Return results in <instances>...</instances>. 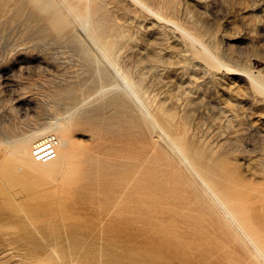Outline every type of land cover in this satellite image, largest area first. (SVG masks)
I'll return each instance as SVG.
<instances>
[{
	"label": "rangeland",
	"instance_id": "rangeland-1",
	"mask_svg": "<svg viewBox=\"0 0 264 264\" xmlns=\"http://www.w3.org/2000/svg\"><path fill=\"white\" fill-rule=\"evenodd\" d=\"M11 3L13 5L9 3L1 5L0 13L6 11L3 10L4 6H6L8 10L10 6H13L10 8L11 10H9V12H6L10 14V11L14 10L15 14L12 12L11 16L15 20L18 16L16 14L20 13L22 14L20 16H24L26 19L18 16L24 20H19L18 18V21H15L12 17L10 18L9 14V17H7L6 12L5 15H3L4 12L0 14V16L2 15V17H0V168L3 169L4 157L2 155L4 153L1 149L5 141L11 140L12 137L16 138L22 135L23 132L30 131L35 127L48 123L50 124L59 116L64 117L70 126V122H73V124L77 122L74 124L75 126L73 127L72 125L71 128V133H73L72 135L75 139L76 151L66 159L67 163L70 162L67 166L68 168H70L71 164L73 165L71 170L68 171V174L59 169H54V171L52 169L46 172L37 169V167L29 168L25 171L28 178H26L25 175L24 179V173L18 177L19 179L17 178L16 182L18 183L14 181V185L18 188H16L18 191L13 189L12 183L11 186H9L10 183H7L8 180H6L2 170H0V264H30L31 262L33 264H69L68 261L64 262L66 258L62 259L61 257V260L57 257L63 256L62 254L66 250L67 253L70 252L67 248L72 249L74 245H77L78 248L79 244H76L79 241L78 239H82V242L79 241V243H82V247L80 245L82 249L80 250L78 248V251L81 252L77 253L76 247H74V249L77 251V254H81L77 255L74 252L75 250H73L74 255H76L74 257L79 259V261L76 259L78 262H80V256L83 252L84 256V254L91 252V250L93 251V253L91 252L92 255L88 253L87 256H82L81 261L86 264H104L102 261L100 263V259L103 255L105 261L109 259L111 261L115 256V251L121 252V250H117L118 248L122 249L120 244H111L109 240L106 239L104 229H100L101 227L104 228V226L110 222L106 221L108 219L110 220L106 210H103L100 203L95 204V201H88L83 198L84 196L82 193H80V197L79 192H77L78 186L74 183L78 178V173L76 174L77 167L80 165V162H82V158L85 157L87 160H83L82 163L86 165V171L89 177L93 180H98L103 185H107L115 179L136 178L139 180L138 192L140 193L141 191L139 199L143 201L140 200L141 203L139 204L138 214L141 218L149 217L152 219L150 225L152 231L149 228L147 231L144 229V231H140L138 243L140 242L139 245L145 248L150 245L149 241H156L153 243V248L162 251V258L159 260L158 264H264V260L258 256L259 252H257V250L254 249V251L253 247L242 243L243 238H245L242 233L237 234V239H234L232 233L228 232V234L222 232L215 226V223L210 225L212 223L208 224L206 222L207 220L204 221L205 218L209 220L212 216L206 214L203 216L204 212L201 209L202 202L200 200H193V203L190 202V204L193 205L195 203L196 205H189V201L186 198L189 189L184 179L188 174L187 171L181 164L176 163L178 160H176L175 157H172L173 159H168L171 150L169 151L165 140L159 137L161 132L153 129L150 122L140 113V108H138L139 106L136 105V102L130 99L123 90L124 87L123 89L119 88L118 85L123 86V84L116 70H114L109 63L102 60L100 55L91 48L92 46H90L91 44L89 42H81L80 39H77L84 35V32H82L84 30L71 21L66 22V25H56V28L54 27L55 25L53 26L55 23L52 24V21H48L52 24L51 26H53L52 29H50L51 26L47 22L44 12L43 14L35 9L31 10L33 7L28 2H22L26 4V6L19 1L18 3L17 1ZM21 4L26 8L20 6ZM204 4L205 6H203ZM204 4H202L201 8L195 7L193 3H190L191 8L198 11L202 16V20L203 22L205 21L204 24H206L208 30L214 33V39H216L215 43L220 49H218V51L219 53L221 52L220 54L223 53V55H220L223 57L221 58L232 66L251 65L257 70L261 68V74L264 75V0H212ZM28 7L30 8L28 9ZM19 10L20 13H18ZM28 11L32 12L29 13ZM33 11H35V13ZM36 14L38 15L36 16ZM28 15L31 19L33 18L32 21L30 17L28 19ZM40 15H42V18ZM38 16L39 19L36 18ZM120 16L123 21H126L127 32L124 37L118 40L119 43H121L118 45H120L121 51L123 47L127 48L123 49V53H120L118 50L120 53L119 56H117L118 52L115 53L114 56L118 62V66L120 65L121 70L128 72L129 75L131 73L130 77L132 76L136 84L140 83L137 88L140 87L141 89L138 88L139 91L143 90V94H146V96H143L145 100L148 98L150 102L153 101L152 107H159L158 109L161 114L164 113L163 115L172 119L174 128L179 127V133L181 132L183 136L181 137L182 141L186 143L187 147H191L194 152L196 151L197 156L209 155L212 148V150H214L215 147L216 149L222 147L218 149L220 153L217 154L218 156L220 155L219 157L221 158L218 157L217 164L222 167H227L235 173L236 177L238 176L236 187L233 189V197L237 200L236 205H238V203L242 204L238 205L239 209L242 210L241 213L246 210L243 215L240 214V210L238 214L241 216H248L246 218L257 221L258 224L252 226L250 230L254 234L262 236L264 240V219H262L264 218V158L262 159L264 156V97L257 90L258 94L254 88V90L252 89L251 84H248L246 78H240L239 76H232L231 78L228 75L223 76L222 73L220 74L216 71L212 73L211 71L213 70L207 69L208 67L201 64V62L194 58L189 52L187 53L189 56L187 54L184 55L185 52H179L178 50L181 46L179 45L178 47L180 42L178 43L179 40H177L178 37L175 33H170L168 38L166 35L164 37V34L157 29L158 27L152 19L136 20L129 14L123 12H120ZM4 17H7V20ZM35 18L36 20H34ZM145 25H148L147 29ZM152 25L156 26L154 27ZM129 34L132 36L129 37ZM158 35L163 37L161 38L159 36L162 40H160L161 42L154 38H157ZM217 40L219 44H217ZM145 41H148L147 45ZM175 41H177L176 43L178 44H176ZM151 44H153L154 47ZM172 44L173 46L170 49ZM120 47L118 48L120 49ZM148 47L150 49H148ZM159 48L163 51L162 54ZM160 54L163 56L161 57ZM233 57L234 59H232ZM140 59L144 60L141 61ZM140 63L142 64L140 65ZM205 67L206 69H204ZM214 73H218V76ZM149 141H152V144ZM205 142H207V147L209 146L208 148L210 149L206 147ZM218 144L220 145L217 147ZM150 147H152L151 149L154 148L155 151L153 152ZM91 151L98 154L91 155V157L88 158L86 155ZM224 155L227 157L225 158ZM172 156L174 155L172 154ZM256 156H260L262 161L260 157L258 160ZM249 158H251L252 162L248 161L250 160ZM167 161L170 162L168 163ZM253 161L258 163H254ZM172 162H175V164ZM156 163L157 165L159 164L160 167L157 166ZM251 163L253 167H251ZM176 164L179 165L180 168H176ZM254 164L256 166H254ZM55 165L57 164H54V166ZM162 165L170 171L168 169L167 171L166 169L161 170L164 169ZM169 165L173 166L170 167ZM110 169H113V171ZM173 169L175 170L173 171ZM176 169L178 170L176 171ZM175 171L177 173L180 171L178 174L182 176H178L179 178L176 177ZM173 172H175V174ZM182 172H185V175ZM27 173H31L30 176H28ZM70 173L74 174L72 175ZM57 174H62V176H60L61 178L58 177ZM155 174L157 175L156 178ZM31 175L33 176L32 179ZM49 175L51 176L49 177ZM172 176H174V186L169 185L167 187V185H164L161 187L164 180ZM57 178H59V180H56ZM158 179L162 184L157 182ZM50 180L52 182H50ZM44 181L47 183H44ZM61 183H68L67 185L71 186H61ZM20 184L21 188H24V191L23 188H20ZM55 185L60 187L61 190L64 189L65 192L69 191V189L70 191L74 189L76 191H72L74 194L70 191L67 192L72 194V196H70L71 194L68 195L62 190L63 194L61 192V195L64 196H61L59 195V191L61 190L57 188V186L55 187ZM38 186L45 194L39 188L43 195L40 194L41 192ZM53 187L57 188L58 191ZM247 187L251 188L248 189ZM25 188H32L33 192ZM50 188L52 190L55 189L54 191L58 193H55ZM48 190L54 193H50ZM15 191L23 192L18 193V198L14 193ZM46 192L47 194L49 192L50 196L46 195ZM22 193L25 194L26 197L27 195L30 197L25 199V195ZM39 194L41 201L36 200ZM42 196H44L43 198L45 199L46 205L43 204ZM65 196L68 197L64 198L63 201L62 198ZM59 197H62V200H58L57 198ZM79 198L83 200V203H81L82 200H78ZM49 199L55 200L56 203L54 201L50 203L52 200ZM75 199H77V202H75ZM65 200L68 206H70L69 204H73L71 205L72 208L82 206L81 208L79 207L80 210H78V207L74 208L77 209L78 212L75 210L77 216H74L73 219L77 222H81L82 225H87L89 223V226H92L93 223V228L95 229H93L91 233L82 235L81 232H78L80 236L77 235L78 233L72 234L73 240H71V236L63 227V224L68 222H66V219L62 220L64 219L62 216L69 208L70 212L72 210L73 213H75V211L71 206L68 208ZM34 201H37V203ZM34 203H36L37 206ZM19 204L21 208L25 206L27 209H21ZM51 204H53V206ZM82 204L84 206H89L90 204V206L87 207L89 212ZM30 205L31 207H29ZM40 205H42L43 209ZM140 206L142 207L140 208ZM32 207L34 209L36 207V209H31ZM45 207L48 209H45ZM65 207L67 208L66 211ZM100 207L102 209H100ZM37 208L38 211H44L45 209L44 215H46V221H43V219H45L44 216L43 218L40 217L43 215V211L42 213L39 212L41 215L37 214L40 219L36 217V213L34 215V211L37 212ZM89 208L91 210H89ZM60 211H62V213H60ZM99 211H102L105 216L104 219V216L99 218V215H102ZM48 214L49 216H47ZM32 215L34 216L32 217ZM54 215H56V217ZM80 216L83 217L81 218ZM106 216H108V219H106ZM202 217L204 218L203 220ZM83 218H85V220H83ZM30 219L32 220L30 221ZM49 219L51 222H53L54 219L57 223L53 222V225H48ZM24 220L27 223L30 222L29 226L26 227L28 228L27 230L22 227L18 228L16 224H14L15 222L17 223ZM95 222L97 223L95 224ZM6 224H8V226H6L8 229L5 227ZM13 224L16 227H14ZM55 224L60 230H57ZM98 225L100 227H98ZM37 226H40L38 228H40L41 231H38L39 229L36 230ZM47 226H49L51 231L53 230V234L56 238L61 236L58 238L60 247L57 245L59 242L54 238L55 236H50L49 232L51 231L49 230L48 232L49 228ZM33 227H35V229ZM96 229L97 231L93 233ZM64 231H66V233ZM41 232L46 235H40ZM99 234L101 235L99 236ZM168 236H177V241L182 242L181 244L185 243L186 245H184V247L188 246L187 255L183 256L182 254L176 256L171 252H166L161 240ZM36 237L38 238L36 242L42 244L41 246L37 245L35 242L37 239ZM45 237L48 238V240ZM50 237L51 240H49ZM66 237H70L69 244L67 243L69 240L67 241ZM84 237L88 238L84 239ZM61 238L64 240H60ZM88 239H91L90 243ZM141 239H144V241ZM238 239H240V241ZM31 240L34 241L33 243L35 244L31 243ZM52 240L55 241L54 244H56L53 248L49 246V244H52ZM75 240L77 241L76 243L73 242ZM157 240L160 241L157 243ZM71 241L72 247L70 245ZM145 241L148 243H145ZM100 242V245H107L106 247L108 248H110L108 245H110L111 248L114 246L113 249L110 248V251L114 250V252H110L109 249H107V252L105 249L106 247L103 248V246L101 248L99 245ZM65 244L68 245L63 248ZM35 245L38 248H35ZM83 245L85 250L87 248L89 250H83ZM40 247L43 250H41ZM55 247L62 248L63 252L61 249H55ZM47 249L49 251L54 249L53 253H51V251L48 253ZM101 249H104V253H102L103 251ZM127 249L128 247L125 248L124 251L127 252ZM44 250L47 252H44ZM57 252H61L62 254H56ZM31 254L32 256H30ZM49 254L52 255L50 256ZM99 254H103L101 258H99ZM90 255H94L93 257L95 260H93V257ZM96 256L99 260L95 258ZM170 256L171 258L173 257V261L170 259Z\"/></svg>",
	"mask_w": 264,
	"mask_h": 264
},
{
	"label": "bare ground",
	"instance_id": "bare-ground-1",
	"mask_svg": "<svg viewBox=\"0 0 264 264\" xmlns=\"http://www.w3.org/2000/svg\"><path fill=\"white\" fill-rule=\"evenodd\" d=\"M13 1H17V3H18V1L20 3L28 2L33 7V8H31V10L35 9V10H37L39 12H42V13L44 12L45 14L44 13L43 14L46 17L47 22L48 21H52V24L55 23V24H53V26L55 25L54 26L55 28L57 26H59L60 24L64 25L66 22L71 21V22L75 23L77 26H79L80 28H82L84 30V31H82V32H84V35L81 38H77V37L76 38L80 39L81 42H89L91 44L90 46H92L91 48H93L94 51H96L100 55L102 60L106 61V63H109V65L112 66V68L114 70H116V72L118 73L117 75H119L120 79L122 80V84H123V86L122 85H118L119 88L123 89V87H124L123 90L126 92V94L129 96L130 99H133L136 102V105H138L139 106L138 108H140V111H141L140 113L144 116V118L146 120H148L150 122V125H152L153 129L154 130L156 129L157 131L161 132V135L159 137H161L163 140H165V142L167 143V146L169 148V151L171 150V154H170V156L168 155V159L172 158V157H175L176 160H178L176 163L181 164L185 168V170L187 171L188 174H187V176L184 177V179H185V184H186V186L189 189L188 193L186 195V198L189 201V205H191L190 202L193 203V200L194 201L195 200H200L202 202L201 203V209L204 212L203 216H205V214L208 215V216H212V218H209V220L205 218L204 221L207 220L206 222L208 224L212 223L210 225H213L215 223V226L217 228H219L222 232L232 233L234 239H237L236 238L237 234L242 233L245 236V238L242 237L243 238V240H242L240 237H238V238H240L242 240V243L243 244L245 243L247 246L253 247V250L254 249L257 250V252H259L258 256H260V258H262L264 260V240L262 239V236H259L258 234H254L250 230V228L252 226L257 225L258 222L254 221V220H252L250 218H246L248 216H245V215L241 216V215L238 214L239 210H240V214H242V215L246 212V210H244V212L241 213L242 210L239 209L238 205H242V204L238 203V205H236L237 204V200H236L235 197H233V189H234V187H236V184H237L236 182L238 180V176L236 177L235 173L233 171L229 170L227 167H222V166H219V164H217L218 163L217 160L219 158H221V157H219L220 155L218 156V154H217V153H220V151L218 152V149H221L222 147L216 149V147H215L216 144H215V146H214L215 149L212 150L213 149L212 148L210 150V154L209 155L197 156L196 155V151L194 152L191 147H187L186 143L182 141L181 137H183V136L181 135V132L179 133V130H178L179 127L178 128H174V126H173L174 123L172 122V119L170 117H168V116L163 115L164 113L161 114L160 110L158 109L159 107L158 108H156L154 106L152 107V105H153L152 102L153 101L150 102L149 101L150 99L148 100V98H147V100L144 99L143 96L144 95L146 96V94H143V90L139 91L138 88H140V87L137 88V86L140 83L136 84L134 82V79H132V76L130 77L131 73L129 75L128 72H125V71L121 70V67H120V65L118 66V62L116 61L115 56H114L115 53L118 52V50H119L120 53L121 52L123 53V51H124L123 49L127 48V47H123L122 51H121V47H120V45H118V44H121V43H119L118 40L120 38L124 37L126 35V32H127L126 21H123L122 17L120 16V12L127 13L131 17L135 18L136 20L152 19L155 22V24L157 25V27H158L157 29L160 30L162 34H164V37L166 35L167 38H168V35H170V33H172V32L175 33V35L178 38L176 36H174V37H176L177 40H179L178 43L180 42V44L176 43L177 41H175V43L178 44V47H179V45L181 46L180 49L178 48L179 52H181V53L185 52V54L183 53L184 55H186L189 52L194 58H196L198 61H200L201 64H203L206 67H208L207 69L213 70V71H211L212 73L214 71H216V72H218L220 74L222 73L223 76L224 75H228L231 78H232V76H237V77L239 76L240 78L241 77L246 78L247 81H248V84L249 83L251 84L252 89L254 88L255 91L257 90L264 97V75L261 74V68H259L257 70V69H254L251 65L236 67L234 65L232 66L231 64H228L227 62H225L222 59L223 57L220 56V55H223V53L220 54L221 52L219 53V51H218L219 47H217V45L215 43L216 39H214V37H215L214 33L212 31L208 30L206 24H204L205 21L203 22V20H202V16L200 15V13L198 11L194 10L193 8H191V5H190V3L191 4L193 3L195 7H201L202 8V4L207 3V2L209 3L212 0H0V7H1V5H6L8 3L10 5H13L11 3ZM24 3H22V4H24ZM22 4L20 6H22ZM24 6H26V4H24ZM24 6H22V7H24ZM203 6H205V4ZM5 7L6 6H4V9L3 8L2 9L9 12V10H11L10 8H12L13 6H10L9 10L7 9V7L5 9ZM15 8H13V9H15ZM24 8H26V7H24ZM29 8L30 7H28V9ZM206 11H207V9H206ZM3 12H1L0 14H2ZM5 12H4L3 15H5L7 13V12L6 13ZM12 12L15 14L14 10L10 11V14L9 13L6 14L7 17H9L8 16V14H9L10 18H11L12 17L11 16ZM28 12L30 13L32 11H28ZM33 12L35 13V11H33ZM18 13H20V10H19ZM29 13H27V14H29ZM24 14H25V12H24ZM16 15L20 16L22 14L20 13V14H16ZM16 15H15V18H16ZM37 15L38 14H36V16ZM208 15H209V13H208ZM18 16H17V19L19 18V20L22 19L20 17H24V16H20V17H18ZM25 16H26V14H25ZM34 16H35V14H34ZM41 16L42 15H40V17ZM0 17H2V15ZM7 17H4V18L7 20ZM29 17L30 16L28 15V19H29ZM4 18H3V20H4ZM10 18H9V20H10ZM36 18L39 19V16L36 17ZM36 18L34 20H36ZM12 19H14V18L12 17ZM30 19H31V17H30ZM32 19H31V21H32ZM22 20H24V19H22ZM41 20H43V19H41ZM40 22H38V23H40ZM42 23H44V22H42ZM48 23H47V27H48ZM133 23H135V22H133ZM52 24L49 23L50 26ZM53 26H51L50 29H52ZM142 26H143V24H142ZM147 26L145 27L146 29H147ZM152 26H154V25H152ZM57 29H59V28H57ZM75 30H74V32H75ZM150 30H151V27H150ZM76 32H77V30H76ZM152 32H153V30H152ZM129 35H130L129 37L132 36L131 34H129ZM159 36L161 37V35H158L157 38L154 37V36L153 37L160 41L161 39L159 38ZM174 37H173V39H174ZM161 38H163V37H161ZM147 40H149V39H147ZM154 40H152V41H154ZM147 42L145 41L146 45L148 44ZM217 42H218V40H217ZM217 44H219V42ZM143 45H144V42H143ZM151 45L153 46V44H151ZM172 46H173V44L171 45L170 49L172 48ZM118 47H120V49ZM149 47H148V49L151 48V47L150 48ZM174 49H175V47H174ZM159 50H160V48H159ZM119 52L117 53V56H119V54H120ZM160 52L162 54L163 51L160 50ZM187 55L189 56V54H187ZM162 56L163 55H161V57ZM194 58H193V60H194ZM232 59H234V57ZM235 59H236V57H235ZM142 60H144V59H142ZM147 61H150V60H147ZM143 62H145V61H143ZM142 63H140V65ZM206 67L204 69H206ZM153 69H154V67H153ZM141 73H143V72H141ZM217 74H215V75H217ZM214 78H215V76H214ZM217 80H221V79H217ZM206 84H208V83H206ZM113 87H114V85H113ZM114 90H115V88H114ZM257 91H256V93H257ZM141 92H142L143 95L141 94ZM260 94H259V96H260ZM107 95H109V94H107ZM70 123H71V126L68 123V121H66V119L64 117L59 116V117H57V119H55L50 124L48 123V124H45V125H41V126L35 127L32 130H30V131H27V132L25 131V133L23 132L24 134L22 133V135L17 136L16 138L12 137L11 140L5 141L4 143L2 142L4 144V146L2 147L1 150L4 153L2 155L4 157V159L3 158H1V159L4 160V163H3V169L0 168V170H2L6 180H8L7 183H10L9 186H11V183H12L13 184V186H12L13 189L17 190L18 188L15 187L14 181L16 182L17 178L19 176L23 175L26 170H28L29 168H32V167H37V169H41V170L46 171V172L47 171L49 172L52 169H53V171H54V169H57V170L59 169V170L67 172V174H68V171L71 170V167H73V165L71 164L72 166L70 165V168H68L67 166L69 165L70 162L67 163L66 159L69 158V156L72 155L76 151L75 139H74V137L72 135L73 133H71L72 132L71 128H72V125L74 127L75 126L74 124L77 123V122H75L74 124H73V122H70ZM50 136H55L57 138V143L56 144L50 143V141H49V137ZM0 142H1V140H0ZM149 142H151V144H152V141H149ZM205 145L207 147V142H205ZM219 145L220 144H218L217 147ZM143 146H145V145H143ZM146 147H144V148H146ZM153 147H154V145H153ZM151 148L152 147H150V149ZM208 149H210V148H208ZM151 150H153V152L155 151L154 148L151 149ZM168 153H170V152H168ZM96 154H98V153H96V152L94 153V152L91 151L86 156H88V158H90L91 155H96ZM172 154L174 156H172ZM221 155H222V153H221ZM224 157L226 158L227 156L224 155ZM256 157L259 160L260 156L259 157L256 156ZM261 157H262V155H261ZM261 157H260V159H261ZM251 158H249L250 160H248V161L252 162ZM263 158H264V156L262 157V159ZM163 159H164V157H163ZM262 159H261V161H262ZM83 160H87L86 157L82 158V162H83ZM82 162H80V165L77 167L76 174L78 173V178L74 181L75 185L78 186V191L77 192H79V196H80V193H82V195L84 196L83 198L87 199L88 201L89 200H91L92 202L95 201V204L100 203L101 207H103V210L104 211L106 210V212L108 213V215L110 217V220L107 218L108 216H106V219H108V220H106V219L105 220L108 221V222L110 221V222H109V224H106L104 226V228L101 227L100 229H104V233L106 235V239H108L111 244H114V245L115 244H120V247L122 248V249H119L117 247L118 248L117 250L118 251L121 250V252L115 251V253H114L115 256L112 254L114 256V258L112 257L113 260H111V261H110V259L105 261L104 260L105 259L104 255L103 254H99V256H100L99 258H101V255H103V257L100 259V263L102 261L104 264H158L159 260L162 258V251L161 250L159 251L158 249L156 250V248H153V246H154L153 243H155L156 241L153 242L152 240L151 241L148 240L150 245L146 246L145 248H143V247H141V245H139L140 242L138 243V236H139L140 231H142L143 229L145 231H147L148 228L150 229V225L152 223V221H151L152 219L151 218H149V217L148 218H141V216L138 214L139 204L141 203V201H143V200L139 199V195H141V191H140V193L138 192V190H139L138 189L139 188V180H137L136 178L135 179H115V180H112L107 185H103L98 180H93L92 178L89 177V174L86 171L87 167ZM162 162H163V160H162ZM71 163H73V162H71ZM172 163L175 164V162H172ZM254 163H258V162H254ZM54 164H57V165L54 166ZM156 165H157V163H156ZM225 165H226V163H225ZM75 166H77V165H75ZM157 166H159V164ZM164 166H165V164H164ZM169 166L172 167L173 165L172 166L169 165ZM176 166H177L176 168L179 167V165H177V164H176ZM254 166H256V165L254 164ZM159 167H158V169H159ZM251 167H253V164H252ZM74 168H76V167H74ZM162 168H164L163 165H162ZM261 168L263 169L262 166H261ZM165 169H166V167L164 169H161V170H165ZM167 169H166V171H167ZM33 170H34V168H33ZM110 170L113 171V169H110ZM174 170L175 169H173V171ZM177 170L178 169H176V171ZM181 171H182V169H181ZM175 172H173V173L175 174ZM179 172L180 171H178V173ZM178 173L176 172V174H175L176 177L182 176V175H180ZM30 174L31 173H29L28 176H30ZM70 174H72V173H70ZM170 174H172V173H170ZM25 175H26V173L23 175V177ZM33 175H34V173H33ZM57 175H58V177L62 176V174L61 175L57 174ZM50 176L51 175H49V177ZM167 176H168V173H167ZM23 177H22V180H23ZM156 177H157V175L155 174V178ZM173 177L174 176L171 177L172 179L171 178H167L166 180H164V183H163V185L161 187H163L164 185H167V187L169 185H171V186L173 185L174 186L175 181L173 180ZM26 178H28L27 175H26ZM32 178H33V176L31 177V179ZM24 179H25V177H24ZM56 180H59V178H57ZM50 182H52V181L50 180ZM157 182H159V179H158ZM16 183H18V182H16ZM44 183H47V182L44 181ZM67 184H62L61 183V186L67 185ZM160 184H162V183H160ZM43 185H45V184H43ZM59 185H60V182H59ZM39 186H38V189L40 188ZM56 186L57 185H55V187ZM70 186L67 185V187H70ZM55 187H53V188H55ZM20 188H21V184H20ZM57 188H59L61 190L60 187L57 186ZM57 188H55V189L57 190ZM249 188H251V187H249ZM25 189L32 191V188L31 189L25 188ZM40 189H39V191H40ZM170 189H172V188H170ZM36 190H37V188H36ZM54 190H52V191H54ZM62 190L65 192L64 189H62ZM62 190L59 191L60 192L59 195H61V192L63 194ZM17 191H15L14 193L18 197V193L23 192L24 188H23V191H21V192H17ZM45 191H47V190H45ZM48 191H50V190H48ZM52 191H50V193ZM69 191H70V189H69ZM69 191H67V192H69ZM72 191H76V190L74 189ZM72 191H70V192H72ZM42 192L45 194V192L43 190H42ZM42 192L40 193L41 195H43ZM54 192H52V193H54ZM67 192H65V193H67ZM169 192H171V191H169ZM40 194L37 196L36 200H40L41 201V198L39 197ZM67 194L69 195L71 193H67ZM23 195H25V194H23ZM46 195L50 196L49 192H48V194L46 192ZM31 196H34V195H31ZM61 196H64V195H61ZM70 196H72V194ZM27 197H30V196L27 195ZM27 197H26V195L24 196L25 199ZM35 197H36V195H35ZM43 197L44 196H42L43 204L46 205L45 201H44L45 199ZM66 197H68V196H65L63 198L59 197L57 199L59 200V199L62 198L63 201H64V198H66ZM24 198H22V199H24ZM74 198H76V197H74ZM49 200H52L50 203H52L53 201L55 202V200H53V199H49ZM75 200H76L75 202H77V199H75ZM78 200L81 201L82 199L79 198ZM34 202L37 203V201H34ZM65 202H66V200H65ZM36 203H34V204H36ZM81 203H83V200H82ZM66 204L68 206L67 202H66ZM84 204H85V202H84ZM51 205L53 206V204H51ZM69 205L71 206L73 204H69ZM77 205H78V203H77ZM189 205H188V207H189ZM193 205H196V204L194 203ZM193 205H191V206H193ZM36 206H37V204H36ZM40 206L42 207V205H40ZM70 206H68V208ZM89 206H90V204H89ZM89 206L87 205V206H84V207L87 210L88 209L87 207H89ZM243 206H244V203H243ZM29 207H31V205ZM76 207H78V206H76ZM76 207H74V208H76ZM79 207H78V210H80ZM96 207H97V205H96ZM101 207H100V209H102ZM141 207L142 206H140V208ZM20 208H21V205H20ZM22 208H26L27 209V207H25V206L22 207ZM46 208L47 207H45V209ZM71 208H72V206H71ZM74 208H72V209H74ZM198 208H200V207H198ZM31 209H34V208L32 207ZM35 209H36V207H35ZM42 209H43V207H42ZM45 209H44V211H45ZM66 209L67 208L65 207V211H66ZM69 209L62 216V218H64L62 220L66 219V222H68V223L63 224V227H64V229L67 230V232L69 233L70 236L72 234H77L78 232H81L82 235L83 234L87 235V234L91 233L93 231V229H95V228H93V226H94L93 223H92V226H89V223L87 224L88 225L87 226V225H82L81 222H79V221L78 222L75 221L73 219V217L77 216L76 211H75L77 209H74L75 213H73L72 210L70 212ZM23 210H25V209H23ZM78 210H77V212H78ZM89 210H91V209L89 208ZM42 211L41 210L38 211V208H37V212L38 213L34 211V215H35V213H36V215L39 214V212L42 213ZM44 211H43V215L40 216V217L43 218V216H44L45 219H43V221L44 220L46 221L47 218H46V215H44L45 214ZM23 212H25V211H23ZM46 212H47V210H46ZM48 213H49V211H48ZM60 213H62V211H60ZM83 213H84V210H83ZM85 214L87 215L86 212H85ZM100 214H102V215H99L100 216V217L98 216L99 218H101V216L102 217L104 216L102 211L100 212ZM192 214H194V213H192ZM34 215H32V217ZM39 215H41V214H39ZM39 215L36 216V217H38V219H40ZM47 216H49V214ZM54 216L56 217V215H54ZM89 217H90V215H89ZM213 217H215V218H213ZM42 218H41V220H42ZM78 218H79V216H78ZM81 218H80V220H81ZM104 218H105V216L103 217V219ZM50 219H49V223L50 224L48 223V225H53L54 224L53 222H56L54 220L56 218L53 219V222H51ZM203 219L204 218L202 217V220ZM262 219H264V218H262ZM31 220L32 219H30V221ZM83 220H85V218H83ZM96 223L97 222H95V224ZM261 223H262V221H261ZM14 224H16V226L18 228H20V227L26 228L27 226H29L30 222L27 223L24 220V221H19L17 223L15 222ZM14 224H13V226L16 227ZM31 224H32V222H31ZM90 225H91V221H90ZM6 226H8V224H6L5 227ZM38 227H40V226H37L36 230L39 229L38 231H41L40 228H38ZM44 227L46 229L45 225H44ZM47 227L49 228V226H47ZM55 227H56V224H55ZM59 227H60V225H59ZM98 227H100V226L98 225ZM33 228L35 229V227H33ZM27 229L28 228H26V230ZM52 229H53V226H52ZM58 229L59 228H57V230ZM97 229L94 230L93 233H95L97 231ZM49 230L51 231L50 228L48 229V232H49ZM51 232H49L50 236L54 237L55 235L53 234L54 233L53 230ZM64 232L66 233V231H64ZM148 233H147V235H148ZM40 235L45 236L46 234L44 235L41 232ZM59 235H61V234H59ZM77 235L80 236L79 233ZM100 235L101 234H99V236ZM145 235H146V233H145ZM97 236H98V234H97ZM102 236H101V238H102ZM32 237L34 238L33 235H32ZM32 237H30V238L33 239ZM47 237H49V236H47ZM51 237H50L49 240H51ZM60 237L58 236V238H60ZM28 238H29V235H28ZM54 238H56V236ZM54 238H52V239H54ZM58 238H56V240H58L57 242H59V244H57V245H58V247H60V241H59ZM63 238H61L60 240H64ZM85 238L86 237H84V239ZM46 239L48 240V238H46ZM74 239H76V238H74ZM95 239H94V241H95ZM240 239H238V240L240 241ZM71 240H73L72 236H71ZM78 240L82 242V239H78ZM90 240L88 239L89 243L91 242ZM102 240H104V239H102ZM108 240H107V242H108ZM141 240H139V241H141ZM36 241H38V238L35 240V242ZM55 241L52 242L53 246H52V244L51 245L49 244V246H51L52 248L54 247V245L56 246V244H54ZM67 241H68L67 243L69 244L70 237L67 238ZM79 241H78V243H76L77 242L76 240L73 241V242H75L76 244H79L78 248L81 250L82 248H80V245L82 247V243H79ZM142 241H144V239ZM158 241H160V240H157V243H158ZM161 241L163 242V247L166 250V252L167 251L171 252L172 254H175L176 256H178V255L180 256L182 254H183V256L187 255L188 246H186L187 247V249H186V247H184V245H186L184 242H183L184 244H181L182 242L177 241V236H172V237L168 236L166 238H162ZM33 242L34 241H32L31 243H33ZM62 242H64V241H62ZM145 243H148V242L145 241ZM33 244H35V243H33ZM68 244H65L63 246V248L66 247ZM100 244H101V242L99 243V245ZM141 244H144V243H141ZM37 245L41 246L42 244H38L37 243ZM70 245L72 247V241H71ZM73 245H74V243H73ZM85 246H88V245H85ZM89 246H91V245H89ZM100 246H101V248H102V246H103V248H105L107 245H105V246L104 245H100ZM108 246L111 248L110 245H108ZM155 246H156V244H155ZM74 247H76V250L78 251L77 245H74ZM74 247H72V249L67 248L70 251L68 253L66 252L67 251L66 248H65L66 251L63 254L61 252H57L56 254L61 253L64 256V257L60 256V257H57V258L58 259L59 258L61 259V257H62V259L66 258V260H64V262L68 261L69 264H86L85 262L81 261L82 260L81 258L83 256L84 252L80 256V262H78L79 259L74 257V256H76V255H74V252L75 253L77 252L74 249ZM113 247L111 249H113ZM127 247H128V249H127V252H126V251H124V249L127 248ZM35 248H38V247H36V245H35ZM56 248L57 247H55V249ZM110 248L106 247L105 249L108 252L107 249H109V251H110L111 250ZM40 249L43 250L41 247H40ZM59 249L62 250V248H57V250H59ZM91 249H94V248H91ZM53 250H50L51 253H53ZM73 250H75V251L73 252ZM83 250H85L84 245H83ZM86 250H89V249L87 248ZM115 250H116V248H115ZM45 251L46 250H44V252ZM50 251L48 250V253ZM98 251H96V252H98ZM112 251L114 252V250H112ZM112 251H110V252H112ZM62 252H63V250H62ZM79 252H81V251H78L77 253H79ZM91 252L93 253L92 250H91ZM91 252H88V253L90 254ZM92 253H91V255H92ZM102 253H104V251ZM80 254H77V255H80ZM87 254H84V256H87ZM166 255H169V254H166ZM30 256H32V254ZM93 256H91V257H93ZM107 256H105V257H107ZM176 256H174V257H176ZM54 257H56V256H54ZM165 257H167V256H165ZM88 258H90V257H88ZM95 258L97 260H99L97 258V256ZM107 258H109V257H107ZM168 258H169V256H168ZM172 258L170 256V259L173 261L174 259H172ZM92 259L95 260L94 257ZM85 261H87V260H85ZM168 261H170V260H168ZM59 263H60V261H59Z\"/></svg>",
	"mask_w": 264,
	"mask_h": 264
},
{
	"label": "built area",
	"instance_id": "built-area-1",
	"mask_svg": "<svg viewBox=\"0 0 264 264\" xmlns=\"http://www.w3.org/2000/svg\"><path fill=\"white\" fill-rule=\"evenodd\" d=\"M49 141H50V143H52V144H56V143H57V138H56L55 136H50V137H49Z\"/></svg>",
	"mask_w": 264,
	"mask_h": 264
}]
</instances>
